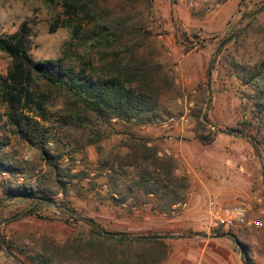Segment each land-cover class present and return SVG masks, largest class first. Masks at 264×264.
Segmentation results:
<instances>
[{
	"label": "trees",
	"instance_id": "16d2710c",
	"mask_svg": "<svg viewBox=\"0 0 264 264\" xmlns=\"http://www.w3.org/2000/svg\"><path fill=\"white\" fill-rule=\"evenodd\" d=\"M45 1L59 4L62 17L56 22L71 30L61 56L35 60L29 53V30L25 23L18 31L0 36V52L9 59L6 74H0V105L9 134L5 135L0 127V214L13 201L25 204L26 211L38 205H55L76 226L63 240L18 232L6 239L1 234L0 250L6 253L2 240L14 256L9 255L13 264H165L168 246L164 239L108 235L157 233L109 231L100 222L83 216L73 205L83 201L95 207L110 204L121 211L119 218L146 210L170 218L178 212L175 205H183L189 199L192 180L183 163L164 153L142 131L162 122L161 104L175 94L173 76L159 59L163 45L150 27L153 0ZM217 1L224 4L228 0ZM191 16L200 19L203 15L196 12ZM263 27L254 16L228 43H233L231 47L226 44L217 54L214 50L210 59L211 71L220 72L217 66L221 64L226 67L228 77L238 82L237 88L243 89L254 112L262 115L263 49L256 61H250L247 54L249 50L255 51L259 43L264 45ZM186 34L181 33L189 40ZM56 106L61 107L60 115L49 119V109ZM193 117L196 130L209 129L201 110ZM115 124L136 129L117 145L103 147V141L122 134ZM249 126L245 123L241 128L226 131L247 137ZM51 130L71 136L74 144L71 155L68 154L69 165H61L62 153L48 147ZM11 139L34 148L39 167L27 168L18 162L8 151ZM196 139L207 141L202 135ZM88 147L95 149L94 162L88 159ZM78 157L84 164L81 168L75 164ZM3 173L8 177L2 179ZM83 218L95 221L105 234ZM65 220L59 222L66 224ZM212 233L226 234L221 228ZM243 250L250 264L246 247Z\"/></svg>",
	"mask_w": 264,
	"mask_h": 264
},
{
	"label": "rangeland",
	"instance_id": "374dc122",
	"mask_svg": "<svg viewBox=\"0 0 264 264\" xmlns=\"http://www.w3.org/2000/svg\"><path fill=\"white\" fill-rule=\"evenodd\" d=\"M228 1V4L224 6V4L218 3L217 0H153L149 17V22L152 23L150 27L158 34L156 36L158 43L163 45L159 59L173 76L175 90V94L166 97L161 104L162 122L169 117L179 119L181 116H185L187 123L184 126L179 124L178 126L169 125L167 127L171 130L184 131V135L180 133L178 136L172 137V140L165 139L166 136L155 138L152 136V138L149 135L153 133L150 134V132L145 131V127L142 131L161 149L167 147L170 152L172 148L170 143L178 144L182 141L196 144L193 147L199 152L200 145H203V149H208V145L216 137H229L235 146L230 154L235 155L237 160L243 164L241 165L243 170L240 171L243 173L244 179L247 180L245 183L249 187V195L245 202L252 207L250 217H253L256 222L260 220L263 223L261 229H250L244 235H254L250 236L251 241L256 242L257 240V242L264 243V115L254 112L253 105L245 96L243 89L237 88L238 82L234 77L232 79L228 77V70L222 64L217 66L220 72H217V70L211 71L208 84L210 59L212 54L215 53L214 50H216L217 44L224 37L228 38L233 35L232 39L226 44L230 43L236 34L251 22L254 16H256L257 22L264 26V8H262L264 0ZM196 12L202 13L203 16L200 19L191 16L192 13ZM61 13L62 9L59 4H51L45 0H0V36L18 31L21 25L25 23L29 30L28 48L30 55L35 60L56 59L61 56L64 44L71 37V30L56 22L59 16L62 17ZM216 26H218L217 30H215ZM181 31L187 33L189 40L184 39ZM200 44L204 47L201 48ZM232 44H228V46L231 47ZM261 49H263L262 57L264 59V45L259 43L255 51L253 49L248 51L247 57L249 60L256 61L259 59ZM8 66L9 59L0 52V74L5 75ZM209 98L211 101L207 104ZM206 106H208L207 119L217 125L219 130L241 128L245 123H248L251 125L246 129L248 136L237 134L240 138H235L223 134L217 129L209 127V125H207L209 129L203 132L196 130L193 115L201 110L203 116ZM60 111V106L52 107L49 109L47 116L49 119H55L60 115ZM158 125H152L153 129H157ZM0 127L5 135H9L4 117V108L1 105ZM115 128L122 134L113 135L107 141H103V147L111 148L117 145L119 141L127 137L129 132L136 129L133 126L118 124H115ZM199 135L204 136L207 141H198L196 137ZM49 137L50 144H48V147L62 153L63 158L60 164L63 166L69 165L71 158L68 154L71 155L74 144L71 136L57 130H51ZM8 151L27 168L39 167L40 160L37 151L21 141L11 139ZM87 154L88 159L94 162L96 159L94 147H88ZM180 161L183 163L181 159ZM75 164L77 168L84 166L79 157ZM41 165L45 166L43 162ZM183 165L186 168L185 163ZM239 168L240 164L237 170ZM43 170L45 171V167ZM7 177L4 173L1 175L2 179ZM56 199L59 200L60 195H57ZM73 205L83 216L100 222L109 231H127L128 225L113 221L127 216L123 215L119 218L118 213H121V211L110 204L95 207L92 203L83 201L73 202ZM25 209L26 206L22 202L13 201L7 205L3 214H0V217L6 219L4 221L0 219V235L2 234L6 239H9L16 232L19 234L31 233L36 236L45 234L63 240L71 234L73 229L71 227L76 226L71 225V219L67 215L64 216L55 205H38L29 211ZM258 211H262V214H259ZM69 215L71 216V212H69ZM62 218L63 220L66 219V224L59 222ZM163 218L167 217L164 215ZM188 230H191V228L173 229V231H166L165 235L168 236L169 233L180 234ZM158 232L162 231H151L150 233ZM164 241L167 243V240ZM3 243L5 244V242ZM261 247L264 250V246ZM250 254L252 257L255 256L252 251ZM262 263H264V260H262ZM0 264H13L8 253L1 250Z\"/></svg>",
	"mask_w": 264,
	"mask_h": 264
},
{
	"label": "crops",
	"instance_id": "0c3cea01",
	"mask_svg": "<svg viewBox=\"0 0 264 264\" xmlns=\"http://www.w3.org/2000/svg\"><path fill=\"white\" fill-rule=\"evenodd\" d=\"M228 2L224 3V6ZM227 15L229 16L228 12ZM218 26L215 27V30ZM144 130L150 134L153 133L149 135L150 137L166 136L165 139L169 140L180 133L184 135V131L168 129L162 126V123L158 125L157 129H153L151 125L145 127ZM170 144L171 152L167 147H163V151L180 158L185 163L186 170L192 180V190L188 202L177 208V214L170 218H163L164 215L149 213L146 210L141 213L135 212L131 217L113 221L128 225L127 231L133 233L162 231L158 232L157 235L167 236L165 235L166 231L189 227L191 230L188 231L208 232L207 234L215 235L212 233L215 227L210 222L209 203L215 202L224 206H233L246 203L245 200L249 195V187L245 183L247 180L244 179V175L240 171L243 170L241 167L243 164L237 160L235 155L230 154L235 146L229 137H216L208 145V149H203V145H200L199 152L193 147L196 144L182 141L178 144ZM173 146H175L174 149ZM239 164L240 168L237 170ZM251 211L248 215L247 226L232 230L238 238L233 234H227L226 231H224L226 234H221L225 235L221 238H202L195 235L184 236L182 233H169L164 239L167 240L168 246V258L165 264H242L240 261L241 248L238 243L243 246V249L246 247L250 264H264L262 263L264 250L261 247L264 246V243L257 242V240L256 242L251 241V235H244L250 229H261L263 225L262 221L256 222L253 217H250ZM258 212L262 214V211ZM251 251L255 253V256H251Z\"/></svg>",
	"mask_w": 264,
	"mask_h": 264
},
{
	"label": "built area",
	"instance_id": "2783aa9c",
	"mask_svg": "<svg viewBox=\"0 0 264 264\" xmlns=\"http://www.w3.org/2000/svg\"><path fill=\"white\" fill-rule=\"evenodd\" d=\"M186 123L187 119L185 116H181L179 119H176L175 117H169L164 122H162V126H178L179 124L184 126ZM164 153L168 154L167 151H164ZM183 205L177 204L175 205V208H180ZM250 211L251 206L250 204L246 203H240L233 206H224L215 202L209 203L211 225L215 228H221L226 232L246 227L248 224V215ZM256 226H259V224H256Z\"/></svg>",
	"mask_w": 264,
	"mask_h": 264
},
{
	"label": "water",
	"instance_id": "95a60500",
	"mask_svg": "<svg viewBox=\"0 0 264 264\" xmlns=\"http://www.w3.org/2000/svg\"><path fill=\"white\" fill-rule=\"evenodd\" d=\"M264 8V6L262 7ZM255 14V13H254ZM233 35L224 39L217 47L216 49V54L220 51V49L228 42L232 39ZM211 65L212 63L209 64V68H208V84L210 82V76H211ZM208 90H209V96H210V87L208 85ZM210 98L207 100V104L210 103ZM207 109H208V106H206L205 108V112L203 114V121L204 123H206L207 125H209V127L213 128V129H217L219 130V127L213 123H211L208 119H207ZM223 134H226V135H229V136H232V137H235V138H240L239 135L237 134H234V133H230L226 130H220ZM263 182H264V177H263ZM84 219V218H83ZM86 221H88L89 223H91L92 225L95 226V228L101 233V234H105L103 232V230L98 226V224L95 222V221H92V220H89V219H84ZM108 235L110 236H115V237H124V238H129V239H137V238H145V239H165L167 238V236H164V235H149V236H136V235H129V234H119V233H108ZM195 236H199V237H202V238H221V237H224L225 235H212V234H207V233H200V232H196L194 234ZM171 237V236H170ZM2 245L5 247V250L6 252L8 253V255H10L11 257L14 258L13 254L10 252V250L8 248H6L5 244L3 243V241H1ZM239 247L241 248V251H240V261L242 264H247V261L245 259V252L243 250V246L241 244H239Z\"/></svg>",
	"mask_w": 264,
	"mask_h": 264
}]
</instances>
